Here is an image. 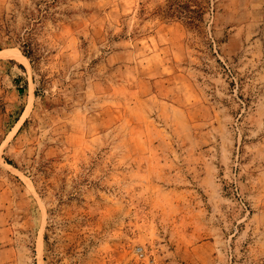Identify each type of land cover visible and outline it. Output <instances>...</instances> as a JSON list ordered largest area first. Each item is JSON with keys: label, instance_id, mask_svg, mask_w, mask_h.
Segmentation results:
<instances>
[{"label": "rangeland", "instance_id": "374dc122", "mask_svg": "<svg viewBox=\"0 0 264 264\" xmlns=\"http://www.w3.org/2000/svg\"><path fill=\"white\" fill-rule=\"evenodd\" d=\"M0 264H264V0H0Z\"/></svg>", "mask_w": 264, "mask_h": 264}, {"label": "bare ground", "instance_id": "6f19581e", "mask_svg": "<svg viewBox=\"0 0 264 264\" xmlns=\"http://www.w3.org/2000/svg\"><path fill=\"white\" fill-rule=\"evenodd\" d=\"M2 56L5 57V58L13 57V55H11L9 53H2Z\"/></svg>", "mask_w": 264, "mask_h": 264}]
</instances>
